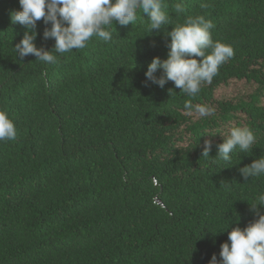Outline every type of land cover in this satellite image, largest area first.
I'll list each match as a JSON object with an SVG mask.
<instances>
[{
	"label": "trees",
	"instance_id": "1",
	"mask_svg": "<svg viewBox=\"0 0 264 264\" xmlns=\"http://www.w3.org/2000/svg\"><path fill=\"white\" fill-rule=\"evenodd\" d=\"M164 2L174 24L205 14L213 39L234 49L193 98L146 80L170 37L148 32L142 10L133 24L113 22L112 40L94 36L45 64L17 58L19 0H0V108L17 130L0 141V264H209L232 228L256 219L264 176L245 180L239 169L264 156V0H206V9L183 0L179 15V0ZM45 27L37 22L34 42L51 50ZM189 99L215 113L187 115ZM241 125L256 144L222 160L221 134Z\"/></svg>",
	"mask_w": 264,
	"mask_h": 264
},
{
	"label": "clouds",
	"instance_id": "2",
	"mask_svg": "<svg viewBox=\"0 0 264 264\" xmlns=\"http://www.w3.org/2000/svg\"><path fill=\"white\" fill-rule=\"evenodd\" d=\"M20 9L10 13L11 21L20 24L26 31L13 48L19 60L34 55L35 60L45 64H56L58 55L84 49L91 38L108 42L113 39L110 28L113 22L122 26L137 19V11L148 16V32L165 30L170 37L167 58H152L145 72L147 81L163 88L167 81L174 82L175 88L188 97H196L202 84H211L219 73L221 65L234 56L233 46L219 39L214 40L211 30L214 24L205 14L186 15L181 22L173 23L164 0H19ZM177 15L185 12L183 0L174 5ZM209 7L202 0L201 9ZM43 20V39H54L51 50L37 47L36 25ZM172 25L170 31L166 26ZM199 58V59H198ZM161 70L159 76L157 70ZM173 89H169L170 95ZM187 115L207 117L215 113V107L208 104L184 102ZM17 130L6 108H0V141L16 139ZM223 142L218 144V157L224 161L231 159L230 153L237 147L241 152H249L256 144L253 130L247 125L231 127L227 135L221 134ZM211 142L205 141L202 156L208 157ZM248 180L264 176V156L254 159L239 169ZM256 219L246 227L232 228L228 240L221 244L220 259L215 254L209 264H264V192L258 194L251 203Z\"/></svg>",
	"mask_w": 264,
	"mask_h": 264
},
{
	"label": "rangeland",
	"instance_id": "3",
	"mask_svg": "<svg viewBox=\"0 0 264 264\" xmlns=\"http://www.w3.org/2000/svg\"><path fill=\"white\" fill-rule=\"evenodd\" d=\"M233 90V85H231V86H227L226 88H223L222 89V92L223 93H229V92H231ZM235 90H236V88H235Z\"/></svg>",
	"mask_w": 264,
	"mask_h": 264
}]
</instances>
